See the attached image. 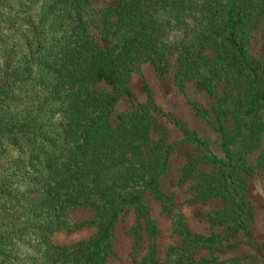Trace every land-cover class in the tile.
Masks as SVG:
<instances>
[{
	"label": "trees",
	"instance_id": "obj_1",
	"mask_svg": "<svg viewBox=\"0 0 264 264\" xmlns=\"http://www.w3.org/2000/svg\"><path fill=\"white\" fill-rule=\"evenodd\" d=\"M102 1L0 0V264H118L132 211L130 264H264L248 194L264 176V66L251 52L264 0ZM173 53L175 86L200 82L219 100L204 117L221 153L171 112L184 137L155 142L160 106L149 86L137 101L130 82L145 64L165 79ZM123 98L131 110L113 123ZM181 147L198 155L180 184L200 174L202 201H222L204 232L165 189ZM150 197L171 214L166 247ZM84 229L87 239L54 241ZM241 243L248 252L229 257Z\"/></svg>",
	"mask_w": 264,
	"mask_h": 264
},
{
	"label": "rangeland",
	"instance_id": "obj_2",
	"mask_svg": "<svg viewBox=\"0 0 264 264\" xmlns=\"http://www.w3.org/2000/svg\"><path fill=\"white\" fill-rule=\"evenodd\" d=\"M103 2V3H102ZM102 5L110 2V0L102 1ZM103 6H100L102 8ZM94 32L99 28L92 24ZM252 55L257 58L264 66V16L259 17L256 29L253 31V41L251 45ZM209 54L212 55L211 52ZM174 62L168 76L160 81L157 78L155 69L150 64L143 66L141 73H135L130 82V88L135 99L139 102L147 100V87L149 86L154 94L158 105L162 111L161 114L154 116L155 126L153 131L155 142L166 144L177 141L184 137L183 132L179 130L173 123L166 119L167 113L171 112L178 118L182 125L186 128L194 130L197 134L209 140L211 148L221 153L219 145V136L213 127L205 119V114L211 110L212 106L218 103L217 98L209 94L206 87L200 82H191L187 89L182 92L175 86V74L179 62L176 60V54L173 53ZM90 89H95L93 85ZM96 89L104 90L103 85L96 86ZM131 110V103L127 98L119 101L113 111V123L120 113ZM206 110V111H205ZM264 119V110L262 112ZM264 149V135L261 150ZM197 150L193 147H181L176 153L175 168L164 177L165 189L169 195L175 198L173 208L179 209L186 214L189 225L192 230L204 232L210 226L208 214L212 211L220 209L221 200H213L209 202L202 201V194L205 189V178L196 174L190 181L181 183L179 168L187 161L196 157ZM249 199L254 207L255 216L253 223V233L258 244L264 245V176H259L251 181L248 189ZM145 204L151 209L154 219L159 223L161 229V242L166 247L169 244V231L172 226L171 214L163 210L161 202L154 198H147ZM135 222V212L131 214L121 223L118 232L119 236V254L120 261L118 264H130V247L132 237L129 231ZM93 233V230L84 229L74 233H56L54 241L56 243L68 244L82 239H87ZM249 247L245 243H241L237 249L230 252L228 256H240L248 252Z\"/></svg>",
	"mask_w": 264,
	"mask_h": 264
}]
</instances>
